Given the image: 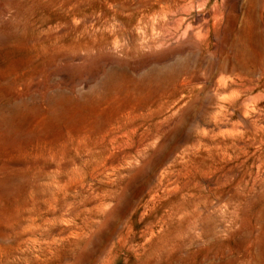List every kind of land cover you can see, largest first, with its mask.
I'll return each instance as SVG.
<instances>
[{"label":"rangeland","instance_id":"1","mask_svg":"<svg viewBox=\"0 0 264 264\" xmlns=\"http://www.w3.org/2000/svg\"><path fill=\"white\" fill-rule=\"evenodd\" d=\"M0 264H264V0H0Z\"/></svg>","mask_w":264,"mask_h":264}]
</instances>
